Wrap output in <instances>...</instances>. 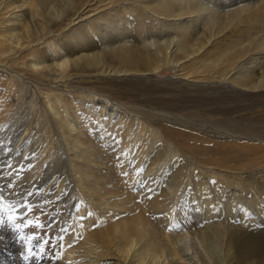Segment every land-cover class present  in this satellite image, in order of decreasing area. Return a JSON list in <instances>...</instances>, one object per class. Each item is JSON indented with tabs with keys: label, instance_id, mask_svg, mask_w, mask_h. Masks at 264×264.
Instances as JSON below:
<instances>
[{
	"label": "bare ground",
	"instance_id": "6f19581e",
	"mask_svg": "<svg viewBox=\"0 0 264 264\" xmlns=\"http://www.w3.org/2000/svg\"><path fill=\"white\" fill-rule=\"evenodd\" d=\"M162 71H177L179 77L192 80L196 87L211 88L198 90L201 94L212 96L209 91L216 90L212 88L230 84L237 97H264V0H0V79L4 80V83L0 80V101L3 98L0 126L10 117L11 103L1 104L15 94L18 74H21L19 78L40 84L47 113L43 129H52L51 120L54 121V131L40 155L41 163L48 158L46 151L59 139L66 143L75 160L84 143L81 123H73L62 114L60 103L64 92L86 94L94 90L101 93L98 96L107 98L104 94L114 95L121 87L136 86L143 77ZM198 98L201 102L206 99L219 104H222L219 100L225 99ZM106 102L97 110L88 109V114L92 116L91 124L102 131H113L114 117L119 113L108 99ZM167 111L170 112L169 108L162 106L145 114L149 121H155L166 118L163 112ZM12 122L17 126L20 121ZM129 127H124L123 136V144L128 146L129 142L135 145L145 130L136 129L128 142ZM28 129L20 144L13 147L14 159L19 163L28 153L22 149ZM167 135L172 133L168 131ZM263 142L257 146L246 145L241 150L226 146L227 152L195 158L194 167L203 175H209L204 168L222 172L217 175L222 179L215 184L226 201L224 222L210 223L212 219L207 218L208 224L203 223L200 211L192 204L187 208L193 218L189 216L181 199L185 190L182 182L173 185L166 181L163 196L180 207L177 216L186 211L179 217L188 221L178 219L173 231L160 234L161 241L145 238L150 235L151 225L146 224L140 230L142 220L132 224L115 223L104 229L98 222L90 221L88 232L83 228L77 241L66 243L60 263L264 264V234L247 233L243 225L229 222L230 214L239 207L237 203L251 206L260 216V208L253 202H245L240 187L235 188L232 183L240 182L237 176L246 173H264ZM181 150L196 157L183 146ZM135 160L143 165L145 151H139ZM158 163L160 159L151 162L146 177L158 172ZM39 166L33 171L38 172L36 177L41 175ZM154 179L157 180L155 174ZM192 192L190 188L188 193ZM205 202L206 216H211V201ZM8 239L0 236V264L14 263L2 253L6 246L3 242Z\"/></svg>",
	"mask_w": 264,
	"mask_h": 264
},
{
	"label": "rangeland",
	"instance_id": "374dc122",
	"mask_svg": "<svg viewBox=\"0 0 264 264\" xmlns=\"http://www.w3.org/2000/svg\"><path fill=\"white\" fill-rule=\"evenodd\" d=\"M20 76L18 74L15 79V94L1 104L9 106L11 103L12 110L5 124L0 126V220L4 221L0 236L5 240L9 238L3 242L6 246L2 253L13 264H61L66 243L77 241L83 228L88 232L87 222L90 221L98 222L97 225L104 229L115 223L132 224L142 220L138 228L141 230L150 224V235L145 238L156 241H161V233L176 228L177 220L182 219L181 214L186 211L189 214L190 208L187 207L190 204L200 211L199 218L203 223L208 224L207 218L212 219L210 223L224 222L226 201L215 184L222 179L219 177L222 172L204 168L209 175H203L194 167L195 158L202 154L227 152L229 148L226 146H237V150H241L246 145L257 146L264 141V97H237L230 84L212 88L216 89L209 91L212 96L201 94L198 90L211 88L196 87L192 80L179 77L177 71H162L143 77L136 86L121 87L114 95L104 94L107 98L98 96L101 93L94 90L86 94L64 92L60 103L62 114L73 123H81L84 143L75 160L66 143L59 139L51 151H46L49 152L48 158L42 164L40 155L47 148L54 121L51 120L52 129H43L47 113L42 86ZM0 80L4 83L3 79ZM198 97L225 99L219 100L222 103L219 104L206 99L201 102ZM106 99L119 113L114 117L116 126L113 131H102L91 124L92 116L88 114V109L97 110L101 103L107 104ZM162 106L170 110L163 112L166 118L149 121L145 113ZM17 119L20 121L18 129L12 122ZM126 126H130L128 142L136 129L145 128L135 145L123 144ZM26 129L29 135L24 137L22 149L28 153L19 163L14 159V149ZM168 131L172 136L167 135ZM181 146L196 157L183 152ZM141 150L146 154L143 165L135 160ZM19 155L22 156V152ZM156 159H160L158 172H154L157 180L154 174L146 177L148 167ZM75 161L81 166L77 167ZM38 164L41 175L36 177L34 175L38 172L33 171ZM237 177L240 182L232 183V186L240 187L242 199L256 204L261 213L258 216L251 206L243 207L242 203H237L239 207L232 211L233 214L229 213V222L243 225L247 233L264 234V173L252 172ZM166 181L173 185L182 182L185 188L181 199L187 210L179 216L176 214L180 207L163 196ZM190 188H193L192 193H188ZM208 192L211 194L207 195ZM206 199L211 201V216H206ZM28 208L32 211L29 212ZM189 216L193 218L191 214ZM37 221L44 225L42 229L28 226ZM66 238L74 239L65 241ZM111 239L116 241V237ZM44 241L48 243L44 244Z\"/></svg>",
	"mask_w": 264,
	"mask_h": 264
},
{
	"label": "snow or ice",
	"instance_id": "6c2138e0",
	"mask_svg": "<svg viewBox=\"0 0 264 264\" xmlns=\"http://www.w3.org/2000/svg\"><path fill=\"white\" fill-rule=\"evenodd\" d=\"M28 211L30 212V211H32V209L28 208ZM89 215H91V214L89 213ZM22 218L23 217H17V219H22ZM8 219L13 220L12 217H9ZM3 223H4V221L0 220V225H3ZM28 226L32 227L33 229H42L44 227V225L42 223H40L39 221L35 222L34 224L30 223ZM33 238H35V237H30V239H33ZM47 243H48V241H44V244H47ZM40 258H43V256L41 255Z\"/></svg>",
	"mask_w": 264,
	"mask_h": 264
}]
</instances>
